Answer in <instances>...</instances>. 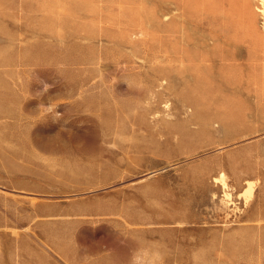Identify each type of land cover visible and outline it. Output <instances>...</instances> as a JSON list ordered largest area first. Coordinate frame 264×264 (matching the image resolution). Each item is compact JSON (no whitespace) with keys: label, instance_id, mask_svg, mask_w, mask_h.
<instances>
[{"label":"rangeland","instance_id":"obj_1","mask_svg":"<svg viewBox=\"0 0 264 264\" xmlns=\"http://www.w3.org/2000/svg\"><path fill=\"white\" fill-rule=\"evenodd\" d=\"M263 10L0 0V264H264Z\"/></svg>","mask_w":264,"mask_h":264},{"label":"clouds","instance_id":"obj_2","mask_svg":"<svg viewBox=\"0 0 264 264\" xmlns=\"http://www.w3.org/2000/svg\"><path fill=\"white\" fill-rule=\"evenodd\" d=\"M109 147L115 149L117 145L111 144ZM128 264H165V254L158 246L138 244L130 251Z\"/></svg>","mask_w":264,"mask_h":264},{"label":"bare ground","instance_id":"obj_3","mask_svg":"<svg viewBox=\"0 0 264 264\" xmlns=\"http://www.w3.org/2000/svg\"><path fill=\"white\" fill-rule=\"evenodd\" d=\"M264 11V10H263ZM253 185L254 183L252 181H250V186H249V190H252L253 189ZM227 195H230L228 192L226 193Z\"/></svg>","mask_w":264,"mask_h":264}]
</instances>
